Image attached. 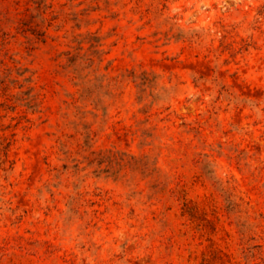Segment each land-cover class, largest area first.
Here are the masks:
<instances>
[{
    "label": "rangeland",
    "instance_id": "rangeland-1",
    "mask_svg": "<svg viewBox=\"0 0 264 264\" xmlns=\"http://www.w3.org/2000/svg\"><path fill=\"white\" fill-rule=\"evenodd\" d=\"M18 6L0 264H264V0ZM84 67L134 94L87 116L49 103Z\"/></svg>",
    "mask_w": 264,
    "mask_h": 264
},
{
    "label": "clouds",
    "instance_id": "clouds-1",
    "mask_svg": "<svg viewBox=\"0 0 264 264\" xmlns=\"http://www.w3.org/2000/svg\"><path fill=\"white\" fill-rule=\"evenodd\" d=\"M25 3V0H0V60L8 54L7 49L16 44L14 33L16 30L17 12L20 11L18 4ZM16 60H19V54L13 53ZM118 81L111 79V74L105 76L99 71H93L89 67L77 69L75 74L64 75L63 73L55 75L51 81L50 88L46 87L48 93V102L60 105L64 108L66 105L73 110L79 111L85 116L95 112L96 108H102L111 103L115 93L123 91L124 95L118 102L127 100L135 89L123 84L117 87ZM69 100L74 103L69 105Z\"/></svg>",
    "mask_w": 264,
    "mask_h": 264
}]
</instances>
